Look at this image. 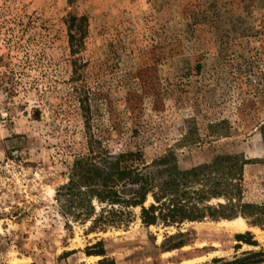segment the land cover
<instances>
[{"label":"rangeland","instance_id":"1","mask_svg":"<svg viewBox=\"0 0 264 264\" xmlns=\"http://www.w3.org/2000/svg\"><path fill=\"white\" fill-rule=\"evenodd\" d=\"M263 125L264 0H0V264H264V227L243 218L145 227L135 208L91 231L56 198L100 141L147 165L173 152L181 169L242 153L244 200L263 205Z\"/></svg>","mask_w":264,"mask_h":264},{"label":"trees","instance_id":"2","mask_svg":"<svg viewBox=\"0 0 264 264\" xmlns=\"http://www.w3.org/2000/svg\"><path fill=\"white\" fill-rule=\"evenodd\" d=\"M70 21L69 48L73 56L80 46L85 18ZM73 29L79 33L73 34ZM71 64L72 82L76 83L85 75L81 73L84 65L77 60ZM218 127L210 129L228 137L227 131H218ZM261 139L264 145V125ZM199 140L187 134L181 142L194 145ZM89 144L85 153L74 158L67 183L56 190L60 214L67 221L90 222L91 231H105L111 226H127L133 219L129 210L139 208V219L145 227L236 218L264 227V204L244 200V170L254 162L242 153L216 155L209 162L181 169L173 152L147 165L139 151L112 154L100 141ZM261 164L264 168V159ZM148 198L151 203L145 207Z\"/></svg>","mask_w":264,"mask_h":264},{"label":"bare ground","instance_id":"3","mask_svg":"<svg viewBox=\"0 0 264 264\" xmlns=\"http://www.w3.org/2000/svg\"><path fill=\"white\" fill-rule=\"evenodd\" d=\"M226 227L230 232H240L245 228L243 221L236 220L233 222H227ZM10 264H22L19 260H11Z\"/></svg>","mask_w":264,"mask_h":264}]
</instances>
